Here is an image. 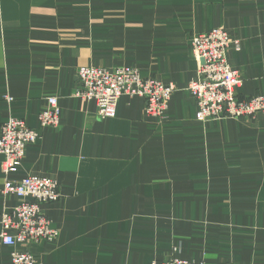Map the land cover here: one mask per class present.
Returning <instances> with one entry per match:
<instances>
[{"label": "crops", "instance_id": "obj_1", "mask_svg": "<svg viewBox=\"0 0 264 264\" xmlns=\"http://www.w3.org/2000/svg\"><path fill=\"white\" fill-rule=\"evenodd\" d=\"M212 29L239 41L237 97L264 96V0H0V126L39 133L17 172L0 156V214L19 203L6 178L45 176L60 196L41 207L57 238L18 247L36 264H264V114L202 123L186 89L191 36ZM88 66L173 86L164 118L123 96L98 120L74 93ZM54 96L58 125L40 128ZM10 252L0 242V264Z\"/></svg>", "mask_w": 264, "mask_h": 264}, {"label": "built area", "instance_id": "obj_2", "mask_svg": "<svg viewBox=\"0 0 264 264\" xmlns=\"http://www.w3.org/2000/svg\"><path fill=\"white\" fill-rule=\"evenodd\" d=\"M191 38L190 54L199 62V66L196 78L186 89L197 106L195 119L206 123L264 114V96L237 97L241 80L238 72L229 66L226 51L231 47L239 51V41L233 40L222 29L194 34ZM76 75L79 88L74 92L75 96L94 101L96 116L100 121L115 116V105L123 96L143 98L146 117L164 118L168 102L175 92L173 86L152 78L143 79L136 69L130 67L113 70L79 67ZM6 100L11 101L9 98ZM59 117L57 98L49 97L47 107L38 115L39 127L55 129ZM38 138L39 133L29 128L23 119L11 117L0 126L1 172L4 177L17 172L27 147L34 145ZM5 180L2 194L14 195L19 203L9 213L0 214V242L11 249V264H36L32 254L20 251L18 247L41 241L52 242L57 238V231L41 207L58 201V184L54 179L35 175L25 176L20 181ZM152 264L195 263L170 257L162 262L153 261Z\"/></svg>", "mask_w": 264, "mask_h": 264}]
</instances>
